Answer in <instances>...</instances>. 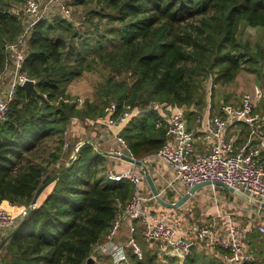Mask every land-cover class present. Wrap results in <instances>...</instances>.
Here are the masks:
<instances>
[{"label": "trees", "instance_id": "obj_1", "mask_svg": "<svg viewBox=\"0 0 264 264\" xmlns=\"http://www.w3.org/2000/svg\"><path fill=\"white\" fill-rule=\"evenodd\" d=\"M96 1L100 8H90L80 21L55 14L30 27L24 69L36 79V91L27 99L24 88L18 87L7 118L0 121V205L31 202L50 177V166L59 161L63 133L74 116L80 123L105 113L113 101L117 111L157 101H198L202 79L215 69V79L223 83L233 81L242 68L249 69L264 89V48L257 45L253 50L237 35L242 22L264 26V0ZM7 3L0 0V71L7 57L5 43L25 27L22 16ZM98 65L108 67L110 74L97 88V100L78 109L75 102L65 100L70 97L66 86ZM122 73H128L130 81L115 78ZM263 107L264 95L257 108ZM159 118V112L149 107L123 128L137 158L165 143L163 127L156 126ZM55 136L56 148L44 156L40 152ZM107 159L90 141L79 146L68 168L17 222L25 219L1 246L0 264H85L94 245L105 239L118 212L116 203H125L134 189L128 179L107 177ZM196 248L182 263L176 256L162 263L151 249H143L141 257L132 248L127 250L131 264H223L218 257H208L205 245L204 250Z\"/></svg>", "mask_w": 264, "mask_h": 264}, {"label": "built area", "instance_id": "obj_2", "mask_svg": "<svg viewBox=\"0 0 264 264\" xmlns=\"http://www.w3.org/2000/svg\"><path fill=\"white\" fill-rule=\"evenodd\" d=\"M58 1L26 0L25 10L29 14L25 30L15 40L5 43L7 57L0 71V121L7 118L10 104L17 97L18 87L31 78L24 69L30 27L39 18L51 14ZM68 2L70 0L60 6L66 17L71 14ZM31 79L36 82L35 78ZM263 95V89L254 85L252 90L242 93L238 101L220 102L217 109L209 99L205 110L196 113L192 124L189 112L197 111L194 105L187 110L186 105L177 103H151L147 108L159 112L156 126L163 127L165 143L144 158H137L133 154L123 133V128L140 113L141 106L130 108L125 105L121 111H117L118 105L113 101L105 108V113L96 117L101 124L100 135L95 137L96 144L98 140L107 144L109 150L106 155L114 160L106 170L107 177L116 181L128 179L134 187L125 203H116L118 212L105 240L94 245L102 254L109 255L111 264H129L128 248H132L138 257L143 255L133 221L139 224L144 242L162 263H166L169 256L178 257L182 263L191 245H205L206 252L218 257L223 264H245L257 259L248 237L250 220L241 223L234 213L218 212L224 217L221 224H217L214 218L206 224L190 220L184 225L179 215L171 211L175 208H167L169 211H166V207L157 201L147 183L145 167L152 174L159 195L169 201L176 200L192 185L204 180H222L252 197L264 200V107L261 110L257 108ZM71 122L76 123L77 119L72 117ZM197 139H201V142ZM82 144L77 142L69 160L76 157ZM123 155L138 159L142 164L125 160ZM159 163L167 168L166 171ZM209 186L215 190L214 184ZM216 200L220 204L225 201L221 196ZM158 204L163 206L162 213L156 211ZM234 206L242 208V205ZM32 208L22 209L21 214L15 217L0 205V240ZM243 208L246 215L259 217L261 222L258 229L264 236V209L248 202ZM123 218L132 222L126 224L129 232L124 240L120 238Z\"/></svg>", "mask_w": 264, "mask_h": 264}, {"label": "rangeland", "instance_id": "obj_3", "mask_svg": "<svg viewBox=\"0 0 264 264\" xmlns=\"http://www.w3.org/2000/svg\"><path fill=\"white\" fill-rule=\"evenodd\" d=\"M11 9V11H14L16 13H19L21 18L24 20L23 22L26 23L27 19V13L26 8V0H4ZM67 0H59L58 6L54 7L53 12L49 14L48 16L51 17L55 14H61L63 15V12L61 11V4L65 3ZM71 2V0H70ZM70 2H68L70 4ZM101 4L98 3L96 0H87V3L85 4H78L76 3V0H72L71 4L69 5L71 9V14L69 15V18L72 21H80L82 20L85 13L90 8H100ZM94 20H97V16L94 18ZM85 24V23H84ZM103 22L101 24V27L103 26ZM87 27V24H86ZM25 30V28H24ZM238 37L242 40L248 41L251 45V48L253 50H256L257 45H261L264 48V26H252L248 25L246 22H242L239 28ZM217 69H215V72ZM215 72H211L210 74H207L204 79H202L201 82V98L198 99V101H192L189 103H183L178 104L187 107V110L194 105L197 108V111L189 112V120L192 124L194 122V117L198 111L202 112L205 110V107L207 105L208 100L210 99L213 106L217 109L220 102L223 101H231L236 102L238 101L239 97L242 93L250 91L253 89L254 85H258L260 88L263 89L261 84H259L260 78H258L257 74L253 71L242 68L235 79L233 81L223 83L220 81H217L215 79ZM110 74V69L108 67L98 65L95 69L85 71L82 75L68 83L66 86V93L70 95V97L65 98L66 101L75 102L76 108L80 109L83 108L88 102L91 103L92 101L97 100L98 91L97 88H100L102 84L104 83L106 77ZM128 73H122L119 75H115L116 79L126 78L130 81V76L128 77ZM5 80L3 82V86H5ZM264 91V89H263ZM104 99V96H102ZM113 101V100H112ZM100 104H102L100 100ZM109 105V104H108ZM107 105V106H108ZM106 106V107H107ZM105 107V108H106ZM134 106H130V108H133ZM148 108L147 106H142L140 113L137 115H141L143 111H146ZM100 114H96L92 117L80 119V123L78 120V116H74V118L77 119L76 123H69V127L66 130L65 133H63L64 138V144L61 147V157H59V161L56 163H53L48 172L47 175L51 176L57 170L63 166L66 165L69 161V158L72 154V152L75 150V146L77 142H86L90 141L94 144H96V136L100 135L99 128L101 125L100 122L96 120V117ZM136 116V117H137ZM78 124V126L76 125ZM54 139V140H52ZM52 139L49 137L48 139V146L45 148L44 151L40 152L43 153L44 156H47V150L56 148L57 143L55 140L57 137L55 136ZM198 142H201V139H197ZM93 147L100 152H103L106 154V152L109 150V146L101 141H97L96 147ZM199 145V144H198ZM114 162V160H110L109 157L106 162L105 170H107L108 167ZM49 178V177H48ZM47 178V179H48ZM203 188V189H202ZM202 188H200V192H196L182 207L175 208L173 213L176 215H179L181 218V221L184 225L187 224L188 221L192 220L194 222H198L200 224H206L208 222H212V220L215 218L217 220V224H221L224 217L218 215L217 213H229L233 214L237 221L239 222H246L248 220L251 221V229L249 231V238L252 240L251 242H254L255 246L260 247V245L264 242V236L260 233L258 229V224H260V219L257 216H248L245 214L244 206L247 204V202H244L240 197L234 195L233 193L227 191L223 187L219 185H215V190L211 189V186L205 185ZM43 192V191H42ZM41 195V194H40ZM223 197L225 200L222 204L220 202H217V197ZM40 200V196L38 197L37 203L35 206H37L38 202ZM234 204L242 205L241 207L234 206ZM3 207H5L11 214H13L15 217L21 214L22 209H28L29 207L33 206L31 202L28 205H22L18 203H10L9 201H5L1 204ZM166 211H169V209L164 208ZM163 206H160L158 204V210H156L158 213H162L161 210H163ZM29 210V209H28ZM27 210V211H28ZM170 211V212H171ZM121 213V211H119ZM128 221L127 218H123V232L125 231V223ZM180 221V222H181ZM127 227V226H126ZM124 228V229H123ZM137 231L135 233L137 241L140 243L142 248L144 250L150 249L149 246L144 242L142 235L140 234L139 230L140 227L138 223L136 224ZM129 232V229L127 227V231H125V234ZM122 237V233L120 235V238ZM105 240V239H103ZM103 240L99 241L102 242ZM197 251L204 250L203 247L197 246ZM208 254V253H207ZM95 258V264H111L110 263V257L107 254H102L99 250L93 247V252L91 254ZM208 257H213L210 254H208ZM97 260V261H96ZM129 264H131L129 260Z\"/></svg>", "mask_w": 264, "mask_h": 264}, {"label": "water", "instance_id": "obj_4", "mask_svg": "<svg viewBox=\"0 0 264 264\" xmlns=\"http://www.w3.org/2000/svg\"><path fill=\"white\" fill-rule=\"evenodd\" d=\"M22 87L25 90V95H26L27 99L29 98V96L31 95L32 92L36 91L34 80L31 78L26 79L22 83ZM122 158H124L125 160H128V161L135 162L137 164H142V162L140 160L133 159L132 157L127 156V155H123ZM71 162H72V159L69 160V162L66 165H64L62 168H60V170H58L53 175H51L48 179H46L37 188L32 200H31V204L33 205V207H36L35 205H36L38 197L40 196L42 191L50 183L55 181L68 168V166ZM145 177H146L147 183L151 189V192L155 195L157 201L161 205H163L164 207H167V208H179L184 203H186L198 191V189H200L201 187H203L205 185L214 184V185H219V186L223 187L227 191H229V192L233 193L234 195L240 197L245 202L260 206L264 209V200L252 197V196L246 194L245 192L241 191L240 189H237V188L233 187L232 185H230V184H228L222 180H204V181L195 183L187 191H185L179 198H177L174 201H169V200H167V199H165L159 195V192H158L156 183L154 181V178L146 167H145ZM24 220L25 219L21 220L7 235H5L4 238H2L0 240V248L6 242V240L21 226V224L24 222ZM190 248H193V245H191ZM85 264H95V258L92 255H90L87 258Z\"/></svg>", "mask_w": 264, "mask_h": 264}, {"label": "crops", "instance_id": "obj_5", "mask_svg": "<svg viewBox=\"0 0 264 264\" xmlns=\"http://www.w3.org/2000/svg\"><path fill=\"white\" fill-rule=\"evenodd\" d=\"M159 166L162 167L164 171H166L167 168H165V166H164L163 164L159 163ZM151 207H154V206H151ZM155 207L158 209V206H155ZM155 207H154V209H155ZM161 211H162V210H161ZM128 223H132V222L128 220V221L125 223V231H127L126 224H128ZM134 224H137V222H134ZM138 225H139V224H138ZM123 229H124V228H123ZM125 231L123 232V230H121V233H122V237H121V239H122V240H124V239H126V238L128 237V232H127V234H125V236H124L123 233H125ZM251 241H252V240H251ZM253 243H254V242H251V246H252V247L254 248V250L256 251L257 259H259V260H264V242L260 245V247L255 246V244H253Z\"/></svg>", "mask_w": 264, "mask_h": 264}]
</instances>
